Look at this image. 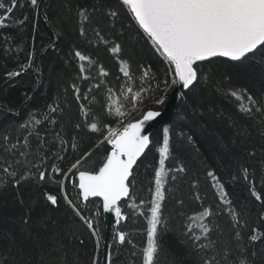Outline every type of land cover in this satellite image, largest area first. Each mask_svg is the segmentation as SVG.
Masks as SVG:
<instances>
[{"label": "snow or ice", "instance_id": "snow-or-ice-1", "mask_svg": "<svg viewBox=\"0 0 264 264\" xmlns=\"http://www.w3.org/2000/svg\"><path fill=\"white\" fill-rule=\"evenodd\" d=\"M74 3L73 9L69 0L68 10L82 40L68 53L75 73L49 103L0 130V187L55 185L56 193L45 192L44 198L52 206L62 198L70 219L87 229L94 246L90 264H159L161 237L168 232L178 233L193 264H264V95L225 85L219 73L225 64L257 57L264 63V0H116V7L110 0ZM27 8L38 15L40 0H0L5 54L15 43L6 30H23ZM126 31L134 32L136 43L150 45L159 67L138 59L135 49L127 47ZM100 50L116 65L115 75L98 58ZM34 62L33 48L26 63L5 75L9 80L21 77ZM209 89L234 99L246 117L248 128L237 125V140H251L253 130L259 136V167L254 163L256 148L236 157L227 180L211 166L190 172L177 159L168 167L169 128L164 127L148 198H140L138 161L153 143L146 126L162 116L158 109L169 94L191 101L196 109L202 104L190 94ZM73 105L75 119L70 116ZM85 139L97 151L103 148L102 159L93 160L94 152L81 148ZM185 181L189 198L198 205L195 211H185L179 187ZM241 182L251 202L260 206L257 224L249 222L248 204L233 200L229 191L230 183ZM169 200L175 202L172 212ZM103 213L115 225L110 242L99 227ZM173 214L178 224H173ZM134 217L146 222L140 244L122 227ZM55 248L64 251L62 240H56ZM125 248L127 258L121 260ZM0 264H11L9 255L0 253Z\"/></svg>", "mask_w": 264, "mask_h": 264}, {"label": "trees", "instance_id": "trees-1", "mask_svg": "<svg viewBox=\"0 0 264 264\" xmlns=\"http://www.w3.org/2000/svg\"><path fill=\"white\" fill-rule=\"evenodd\" d=\"M68 2L69 0H40L38 15L31 8L24 10L29 20L23 30L16 27L6 30L15 43L11 44V51L7 54L0 44V130L9 129L22 121L30 111L49 103L58 91H62V85L74 75L75 65L68 63V53L81 46L82 40L77 34L75 19L68 10ZM110 3L113 7L117 6L116 0H110ZM72 6L74 9V0ZM20 14L17 11L16 15ZM125 38L128 41L127 47L135 49L141 62L152 64L154 69L159 67V60L147 42L136 43L134 32L126 31ZM53 42L55 47L52 46ZM33 48V68L21 77L9 80L5 74L18 70L20 64L26 63L27 53ZM98 58L113 75L116 74V65L103 50L99 51ZM219 73L225 77V85L246 89L257 97L264 95V63L260 62L259 57L244 63L225 64L219 68ZM190 95L195 96L202 106L193 109L191 101L179 98L173 118L152 134L153 143L138 162L141 186L137 189V195L140 198H148L147 189L153 176V168L158 164V148L162 146L164 127L169 128L168 167L174 166L177 159L185 162L190 172H202L204 166H211L227 180L228 173L235 171L236 157L245 155L247 150L253 148L257 150L254 163L259 167L262 153L255 130L251 140H237V125L248 128V122L235 100L212 89ZM163 108L164 106L158 110ZM75 115L73 105L70 116L75 119ZM81 148L92 150L93 160L98 161L103 157V148L97 151L88 139L82 142ZM179 187L185 198V211L197 210L198 205L189 198L187 182L181 183ZM228 187L233 200L246 203L251 209L250 224H257L261 209L258 204L251 202L244 183H230ZM261 187L258 179L257 189L260 190ZM68 188L71 190L70 184ZM56 190L55 185H37L33 182L23 183L19 187H0V253L9 255L11 264H65V261L66 264H90L94 246L87 229L78 221L70 219L71 213L62 198L57 206L50 205L44 198L45 192L56 193ZM174 204L173 200L168 201V212H172ZM125 210L129 211L127 208ZM24 218L29 219L27 226L23 224ZM145 223L143 217H134L122 227L140 244L145 239L142 234ZM173 224H178L174 214ZM99 227L105 232L103 214L99 219ZM57 239L63 242L62 252L55 248ZM161 242L163 250L159 255V264H193L178 233L163 234ZM127 253V248L121 250V260L127 258Z\"/></svg>", "mask_w": 264, "mask_h": 264}, {"label": "water", "instance_id": "water-1", "mask_svg": "<svg viewBox=\"0 0 264 264\" xmlns=\"http://www.w3.org/2000/svg\"><path fill=\"white\" fill-rule=\"evenodd\" d=\"M178 100H179V97H173L170 94L168 102L165 104L164 108L159 110L161 111L162 116L158 118L156 121H153L148 126H146V133L150 134V137H152V134L156 131L158 127L167 123L173 118L174 113L178 106ZM103 219H104V224H105V233L108 235L109 242H110V235L115 225L112 222V217H110L109 214L103 213Z\"/></svg>", "mask_w": 264, "mask_h": 264}, {"label": "bare ground", "instance_id": "bare-ground-1", "mask_svg": "<svg viewBox=\"0 0 264 264\" xmlns=\"http://www.w3.org/2000/svg\"><path fill=\"white\" fill-rule=\"evenodd\" d=\"M169 97H170V94H169ZM179 101V100H178ZM165 106V105H164ZM178 107V106H177Z\"/></svg>", "mask_w": 264, "mask_h": 264}, {"label": "rangeland", "instance_id": "rangeland-1", "mask_svg": "<svg viewBox=\"0 0 264 264\" xmlns=\"http://www.w3.org/2000/svg\"><path fill=\"white\" fill-rule=\"evenodd\" d=\"M132 118H134V117H131L130 119H132Z\"/></svg>", "mask_w": 264, "mask_h": 264}]
</instances>
